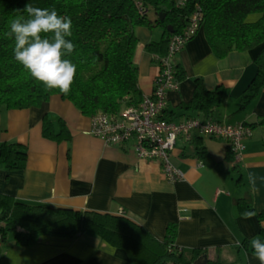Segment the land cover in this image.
<instances>
[{
    "label": "crops",
    "instance_id": "crops-1",
    "mask_svg": "<svg viewBox=\"0 0 264 264\" xmlns=\"http://www.w3.org/2000/svg\"><path fill=\"white\" fill-rule=\"evenodd\" d=\"M154 20L155 16L151 13ZM162 27L139 26L135 62L143 93H151L159 67L146 44L158 40ZM257 50L231 51L219 58L201 29L174 57L185 77L179 90H168L162 116L174 122L203 117L182 106L192 101L195 81L207 89H228L216 120L254 124L264 116V89L245 109L241 97L257 73ZM51 121L56 132L66 127L70 139L59 141L43 135ZM92 118L84 115L61 94L41 106L0 108V144L27 146L26 164L9 169L0 157V192L30 203L55 208L95 210L125 214L161 240L175 226V241L184 250H197L224 264H260L250 240H264V125L253 128L239 162L227 158L229 142L204 136L202 143L215 163H205L192 153L191 144L179 138L173 163L185 174L169 181L158 161L137 157L130 144L110 145L91 134ZM193 140V139H192ZM254 208L250 219L242 217L239 200ZM239 241V246L236 244ZM0 264H135L128 252L99 235L84 232L74 237L42 234L33 243H17L3 236Z\"/></svg>",
    "mask_w": 264,
    "mask_h": 264
},
{
    "label": "trees",
    "instance_id": "trees-1",
    "mask_svg": "<svg viewBox=\"0 0 264 264\" xmlns=\"http://www.w3.org/2000/svg\"><path fill=\"white\" fill-rule=\"evenodd\" d=\"M0 0V108L22 109L41 106L54 94L69 99L84 114L118 113L123 106L136 105L142 100L139 69L135 62L139 26L162 27L158 40L146 44L156 55L167 53L173 33L181 32L188 24L194 9L203 12L201 29L206 33L213 52L226 57L231 51L257 50V73L241 97V108L250 105L264 89V0ZM142 3L146 13L141 12ZM55 9L61 16L72 20L70 39L75 44L71 56L76 65L71 90L63 94L59 89H47L36 80L14 57V38L6 33L10 21L18 16L27 17L25 6ZM154 14L155 19L151 17ZM161 13L164 14L163 19ZM257 13L255 19L249 15ZM200 29V30H201ZM172 30V32H171ZM157 64V59L153 58ZM177 76L185 72L176 66ZM228 89L205 87L202 79L195 81L194 96L182 106L199 111L203 119H215ZM191 117V116H190ZM216 120V119H215ZM264 125V116L254 124ZM43 135L59 141L70 139V132L62 127L56 132L51 121L44 123ZM204 136L194 135L192 153L205 163H215ZM228 159L234 154L230 148ZM1 160L9 169H20L26 164L27 146L21 143L0 144ZM242 211L254 208L246 199H240ZM264 220V209L258 213ZM84 232L99 235L108 243L125 249L135 264H195L203 258L197 250H184L175 241V226L163 240L148 229L139 226L125 214L103 213L95 210L55 208L43 203H30L0 192V234L11 235L17 243H33L42 234L74 237ZM208 259V258H207ZM208 264H224L208 259Z\"/></svg>",
    "mask_w": 264,
    "mask_h": 264
},
{
    "label": "built area",
    "instance_id": "built-area-1",
    "mask_svg": "<svg viewBox=\"0 0 264 264\" xmlns=\"http://www.w3.org/2000/svg\"><path fill=\"white\" fill-rule=\"evenodd\" d=\"M186 2L180 0L179 4ZM138 6L141 12L146 13L142 3ZM202 20V10L194 9L187 26L181 32L172 34L167 53L162 56L153 54L159 73L151 93H143L138 104L123 106L118 113H97L91 117V134L106 144H130L138 158L160 162L166 178L172 182L182 180L185 176L173 163V152L179 138L186 139L187 143L194 135L227 140L234 161L239 162L245 141L253 135V128L245 123L231 124L201 117H189L177 123L162 116L167 105L168 90H179L181 85L174 57L200 31ZM2 240L0 234V245Z\"/></svg>",
    "mask_w": 264,
    "mask_h": 264
},
{
    "label": "clouds",
    "instance_id": "clouds-1",
    "mask_svg": "<svg viewBox=\"0 0 264 264\" xmlns=\"http://www.w3.org/2000/svg\"><path fill=\"white\" fill-rule=\"evenodd\" d=\"M27 17L18 16L10 21L6 35L14 38V57L36 80L47 89H59L63 94L71 90L76 65L68 58L75 44L68 39L72 35V20L61 16L55 9L25 6ZM244 219L254 213L245 211ZM250 247L254 257L264 264V240L253 237ZM239 246L240 242L236 241Z\"/></svg>",
    "mask_w": 264,
    "mask_h": 264
},
{
    "label": "water",
    "instance_id": "water-1",
    "mask_svg": "<svg viewBox=\"0 0 264 264\" xmlns=\"http://www.w3.org/2000/svg\"><path fill=\"white\" fill-rule=\"evenodd\" d=\"M164 14L161 13V18L163 19ZM172 32V30H171ZM195 264H208V259L206 256H204L203 258H199L198 260H196Z\"/></svg>",
    "mask_w": 264,
    "mask_h": 264
},
{
    "label": "rangeland",
    "instance_id": "rangeland-1",
    "mask_svg": "<svg viewBox=\"0 0 264 264\" xmlns=\"http://www.w3.org/2000/svg\"><path fill=\"white\" fill-rule=\"evenodd\" d=\"M257 16H258L257 13L250 14V15H249V19H250V20L255 19ZM206 137H207V139H208V137H210V136H206ZM211 138H213V137H211Z\"/></svg>",
    "mask_w": 264,
    "mask_h": 264
}]
</instances>
